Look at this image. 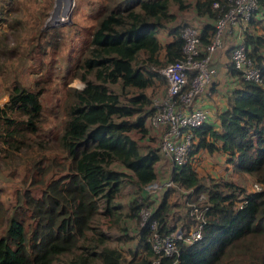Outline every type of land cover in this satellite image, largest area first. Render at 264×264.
<instances>
[{"label": "trees", "instance_id": "16d2710c", "mask_svg": "<svg viewBox=\"0 0 264 264\" xmlns=\"http://www.w3.org/2000/svg\"><path fill=\"white\" fill-rule=\"evenodd\" d=\"M2 1L0 21L12 29L13 21L22 19L10 16L12 7ZM170 1L105 0L95 26L84 30L88 39L74 75L84 84L67 86L57 135H34L45 130L42 88L32 89L13 80L8 98L0 105V164H7L5 157L13 158L23 144L48 153L33 158L23 176L31 184L44 181L40 194L24 189L9 210L0 198V225L4 221L0 264H153L151 225L156 220L161 232L174 227L168 216L173 188L167 186L144 220L140 211L152 201L144 187L157 178L161 156L156 147L145 145L135 134L143 138L155 110L146 88L157 78H166L157 68L182 55L184 39L177 25L166 44V58H159L158 28L170 17ZM196 3L200 13L208 12L214 19L229 6L228 0ZM260 3L258 12L264 10V0ZM37 22L41 25L35 42L40 44L42 38L48 39L42 18ZM259 22L264 27V14L253 15L249 21L254 26ZM213 29V24L203 28L202 43L209 41ZM7 33L0 34V73L5 70L3 56L10 49ZM244 43L261 66L263 79H245L229 63L239 85L219 113V128L208 121L195 128L192 155L202 148L210 152L223 149L235 169L264 183V33L248 28ZM58 172L62 173L55 176ZM171 178L189 189L188 200L209 207L202 237L192 243L180 241L179 252L161 256L160 264H264V189L248 191L230 179L206 182L193 161L175 164ZM127 182L134 193L123 203L119 198ZM201 193L206 194L203 201ZM100 216L135 219L140 224L138 253L127 258L112 245L111 233L101 226ZM129 237L127 233L120 239Z\"/></svg>", "mask_w": 264, "mask_h": 264}, {"label": "rangeland", "instance_id": "374dc122", "mask_svg": "<svg viewBox=\"0 0 264 264\" xmlns=\"http://www.w3.org/2000/svg\"><path fill=\"white\" fill-rule=\"evenodd\" d=\"M7 1L8 0H3L2 3L3 5L5 4L12 7L10 16L16 14L22 21L17 23L13 21L14 18H11L16 25L12 29L8 26L0 31V34L8 31L6 38L8 39L10 48L8 53L3 56V58L5 57V70L3 73H0V105H3L8 98V89L12 85L13 80L21 81L32 89L42 88V125L45 130H42L41 135L39 133H35L34 135L44 137L47 132L51 135H57L60 129V122L65 112L64 97L66 95L67 86L76 85L80 87L84 84L82 79L74 76L80 51L81 49L82 51L85 50V44L88 39V35L84 30L93 28V24L95 26L96 16L99 10L101 11L104 8L105 0ZM190 1L191 0H186V7L190 5ZM177 6L176 0H173L171 9L177 10ZM45 11L48 12L44 14ZM4 16L8 15L4 14ZM40 18H42L43 22L42 28L46 27L45 37L48 39V41H46L45 38L41 39V43L44 45L35 42L38 39V37H35L37 29H39L41 25L37 22ZM196 21L197 19L193 11L188 8L178 16L175 23H172H179L178 25L181 26L180 30H182L186 24H194ZM237 25L238 24L231 26V29L229 28V31L225 35L224 45L219 49H224L226 51L227 48L230 62H232L231 54L234 46L239 42H244V37L240 39L237 33L233 36L234 41L229 36L234 34L232 31H234V28L236 30ZM247 26L251 31L264 33L262 22H259L257 26L251 23L246 24L243 29ZM163 30L164 29L160 30V33ZM239 36H241V34ZM30 45L32 49H30ZM0 58L2 59V56H0ZM158 71H160L159 68ZM223 76L225 75L223 74ZM223 78L227 84L229 78ZM164 86L167 87V79L164 78L163 80L162 78H157L151 86L146 88V92L151 97V105L153 107H155L157 102L159 104L158 98L162 96L157 94ZM222 90L226 94L229 93L226 87H223ZM211 93L212 90L208 95ZM135 136L140 137L145 145L150 144L156 147L158 151L160 150L161 136L159 138L158 135H154L155 137H151L152 139L145 141L141 138L139 133L135 134ZM160 152L161 151H159V153ZM40 153L48 152L45 150L38 151L36 149L27 148L25 144H23L22 148L16 151L13 158L5 157L6 161H8L7 164H0V186L2 188L0 198L7 206L8 210L12 208L18 194L22 193L24 189L31 188L36 195L41 193L43 185L45 184L44 181L36 184L23 181L24 174L28 171L29 167L32 166L33 158ZM160 156L161 158L157 163V178L147 185L151 193H148L150 194L149 198L152 197L150 198L152 201L145 210H148L151 205L156 206L159 203L164 190L167 188L163 183L170 178L169 172L166 170L164 164L166 161L172 163V160L162 153H160ZM227 156L223 151L210 152L202 148L192 156V161L198 169L200 176L206 180V182L230 179L238 184L246 186L248 191L253 190L254 184L258 182L264 186V183L255 178L251 173L241 172L235 169L234 164H232V166H226ZM54 167L56 168V166ZM52 172L53 169L47 175L46 179ZM61 173L62 172H58L55 176ZM157 183H160V186H158ZM170 185H172L173 188L170 195L172 208L170 211V222L174 221V225L181 222H191L189 206H191L190 203H192V201L188 200V188L180 186L175 181ZM154 187H157L156 191L152 189ZM133 193L134 188L130 184H126L122 189V195L119 200L123 203H127L128 199L133 197ZM201 194L199 196H201ZM205 198L206 196L200 198V200L202 199L203 201ZM241 203L242 202L239 204ZM183 215H188L189 218L187 216V218L181 219ZM142 217L145 220L148 216L145 218L142 214ZM99 219L101 226L111 233L110 243L112 245L120 248L127 258H131L133 252L138 253L137 246L135 247L137 234L128 229V226L133 225V220L125 217L124 219L121 218L119 223L116 218L110 219L100 216ZM3 225L4 221L0 225V232L2 231ZM137 225L139 230L140 224L137 223ZM127 233H135L136 235L134 234L131 239L130 237L120 239L121 235Z\"/></svg>", "mask_w": 264, "mask_h": 264}, {"label": "built area", "instance_id": "2783aa9c", "mask_svg": "<svg viewBox=\"0 0 264 264\" xmlns=\"http://www.w3.org/2000/svg\"><path fill=\"white\" fill-rule=\"evenodd\" d=\"M214 5H219V2L215 1ZM228 5L215 19L209 41L202 43L200 30L194 24H186L181 30L184 39L182 55L158 67L167 79V94L158 98L159 104L156 103L148 123L161 130L159 151L168 156L173 165L192 161V151L197 141L195 128L208 119V109L195 102L200 94L208 95L211 92L214 82L211 62L216 51L224 45L226 33L231 26L248 21L261 7L260 0H228ZM231 60L243 78L262 81L261 67L244 42L234 46ZM172 182V178H169L164 185L168 186ZM263 189L264 186L259 182L254 184L253 190ZM205 196L202 193L199 197ZM190 205L191 222L177 223L169 232L159 231L157 221L152 222L150 239L155 252L153 264H160L161 256L179 252L180 241L192 243L202 237L209 206L195 202ZM146 207L140 211L145 218L155 206L151 205L148 210H145Z\"/></svg>", "mask_w": 264, "mask_h": 264}, {"label": "crops", "instance_id": "0c3cea01", "mask_svg": "<svg viewBox=\"0 0 264 264\" xmlns=\"http://www.w3.org/2000/svg\"><path fill=\"white\" fill-rule=\"evenodd\" d=\"M172 1L173 0H171L169 2V7H168V13L170 14V17L165 19L164 23L162 25H160V27L158 28V37L160 39V42L162 43V47H161L160 52H159V58H166V56H165V54H166V44L173 39V37H174L173 28L179 24V23H177V24H173V23H175L177 21L178 16L184 10H187L188 8H190L191 11H193V13L195 15V18L197 19V21H196V23H194V25L200 30V32L203 31V28L205 26H207L208 24H213V25L215 24V19H214V17L212 15H210L208 12L200 13L198 11V7H197V3H196L197 0H191L190 1V5L188 7H186L187 6L186 0H181V1L176 0L177 5H178L177 6V10L171 9ZM179 11H181V12H179ZM263 12H264V10L263 11L261 10V11L257 12L256 14H254V17L257 18V17L262 16ZM249 21H250V19L248 21L240 22L236 26V30H235V28L233 29L234 31H232V32L234 34L233 35H229L230 38L233 40V36H235L236 33L238 34V37H240V39L245 37L246 30L248 29V26L245 27V29H243V27H244V25L249 24ZM239 26H240V28H239ZM255 26H257V25H255ZM7 27L8 26L5 23V21H0V31H1V29L7 28ZM162 29H164V30L160 33V30H162ZM240 34H241V36H239ZM214 57L215 58L211 62V67L214 70V80H213L214 82L212 83L211 88H210L212 90V93L210 95L200 94L197 97L195 103L196 104H201L202 106H204V107H206L208 109V119H207V121L212 123L215 128H219L220 127L219 113L223 109L227 108V106H228V97L230 96V94H232L233 90L239 85L240 81H239V78H238L237 75H233L229 71V67L228 66H229V63H230V58H229V55H228V52H227V48H226V51L224 49L223 50H219V51L217 50ZM223 74L225 76H223ZM223 77H225L227 79L229 78L227 84L225 83V79ZM237 82H238V84H237ZM157 87H158V85H157ZM223 87H226L229 90L228 94H226L222 90ZM166 94H167V87L164 86V88L159 90V93L157 95L164 96ZM147 127H148V130H147L146 134L143 136V140L144 141L152 139L151 137H155L154 135H158L159 138H160V135H161V130L160 129L155 128L154 126H152L148 122H147ZM216 151L225 152L223 149H218V150H215L214 152H216ZM225 155L227 156L228 153L225 152ZM164 165H165L166 170L169 172V176L171 177L172 169H173V166H174L173 162L170 163L169 161H166V163ZM228 165L232 166V163L228 162L227 159H226V166H228ZM156 171H157V164H156ZM157 173H158V171H157ZM160 183H162V182H160ZM160 183H157L158 186H160L159 185ZM126 184H130L132 186L131 182L130 183L127 182ZM144 189L147 191V193H150V190L148 189L147 185L144 187ZM152 189L156 191L157 187H154ZM150 198H152V197H150ZM155 199H156V197H155ZM120 214L121 213H119L118 215H120ZM122 215H124V214H122ZM168 216L170 217V213H169ZM187 216L188 215H183V216H181V219L182 218L183 219L187 218ZM124 218H125V216H122V219H124ZM188 218H189V216H188ZM120 219L121 218L117 219V221L119 223H120ZM127 219L133 220V225L132 226H128V229L133 231V232H135L137 234V232H138L137 221L135 219H131V218H127ZM134 234H130V239L133 237ZM137 242H138V237L136 236V242L135 243L137 244Z\"/></svg>", "mask_w": 264, "mask_h": 264}, {"label": "clouds", "instance_id": "9594fccd", "mask_svg": "<svg viewBox=\"0 0 264 264\" xmlns=\"http://www.w3.org/2000/svg\"><path fill=\"white\" fill-rule=\"evenodd\" d=\"M171 178V177H170Z\"/></svg>", "mask_w": 264, "mask_h": 264}]
</instances>
